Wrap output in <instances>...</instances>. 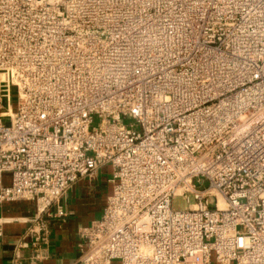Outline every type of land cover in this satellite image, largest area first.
I'll return each mask as SVG.
<instances>
[{
	"label": "built area",
	"instance_id": "obj_1",
	"mask_svg": "<svg viewBox=\"0 0 264 264\" xmlns=\"http://www.w3.org/2000/svg\"><path fill=\"white\" fill-rule=\"evenodd\" d=\"M105 166L78 264H264V0H0V205L37 211L20 248L38 259Z\"/></svg>",
	"mask_w": 264,
	"mask_h": 264
},
{
	"label": "crops",
	"instance_id": "obj_2",
	"mask_svg": "<svg viewBox=\"0 0 264 264\" xmlns=\"http://www.w3.org/2000/svg\"><path fill=\"white\" fill-rule=\"evenodd\" d=\"M112 169L102 167L93 179H82L69 191L63 206L69 215L54 223L51 228L50 245L40 251L39 258L28 247L33 241L28 235L32 221L37 215L36 205L31 201L4 202L0 205V222L4 236L0 242V264H78L82 255L81 230L99 220L112 194ZM6 185L10 177L4 178ZM33 257V259H32Z\"/></svg>",
	"mask_w": 264,
	"mask_h": 264
},
{
	"label": "rangeland",
	"instance_id": "obj_3",
	"mask_svg": "<svg viewBox=\"0 0 264 264\" xmlns=\"http://www.w3.org/2000/svg\"><path fill=\"white\" fill-rule=\"evenodd\" d=\"M15 96L13 97V102H15ZM99 122L98 120L95 121V126H98ZM191 202H193V198H191ZM173 208L177 211H184L188 208V204L186 202V200H184L181 197L176 198L173 201ZM114 264H120L119 262H114Z\"/></svg>",
	"mask_w": 264,
	"mask_h": 264
}]
</instances>
